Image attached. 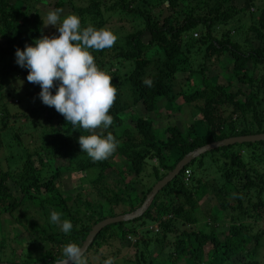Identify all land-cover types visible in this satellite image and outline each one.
I'll return each mask as SVG.
<instances>
[{
	"label": "trees",
	"instance_id": "1",
	"mask_svg": "<svg viewBox=\"0 0 264 264\" xmlns=\"http://www.w3.org/2000/svg\"><path fill=\"white\" fill-rule=\"evenodd\" d=\"M45 1L0 0V59L7 73H16L25 80L28 70L17 65L15 51L31 45L41 34L46 35L43 19L37 15L38 4ZM180 1L57 0V6L66 4L80 17L82 27L91 23L98 29L110 28L118 36L112 48L92 51L97 65L113 77L118 89L109 111L114 123L108 131L119 141L114 153L128 164L120 174L137 177L148 166L146 177L150 181L136 191V204L123 183L125 175L117 179L119 187L106 193L98 185L106 177L104 170L111 167L110 157L93 162L81 151L78 138L88 135L87 132L79 127L73 129L54 107L44 104L31 105L19 113L6 111L0 117V146L2 140L10 145L4 134L20 118L27 120L32 129L40 128L41 134L28 147L21 141L20 130L13 132L11 144L15 148L22 146L23 156L12 168L7 162L6 168L0 167V212L14 217L18 226L23 219L29 224L22 226L24 232L32 229L20 262L14 257H3L1 250L5 245L0 240V262L50 264L61 256L67 243L81 244L98 220L136 209L152 184L184 154L225 137L264 132V0H243L238 7L233 0H192V4H186L183 15L176 13ZM29 9H34L32 15ZM236 15L248 22L245 31L238 33L241 41L231 39L228 31L218 36L212 34L213 27L226 26ZM112 16H116L118 25L109 24ZM144 36L147 41H142ZM248 36L261 45L251 47ZM244 42L248 48L243 47ZM149 48L158 54L152 63L145 55ZM194 51L196 56L199 52L201 60L195 64L191 53ZM223 58L237 82L231 88V83L218 84L206 73L211 59L218 62ZM121 61L132 65L126 76L128 103L122 100V82L109 71L114 62ZM182 68H186L185 85H178L176 74ZM1 78L0 75V90ZM145 78H151V87L143 83ZM26 88L27 100L33 101L40 92L39 85L26 80ZM179 100L192 110V116L199 115L202 133L196 132L193 122L184 131L175 124L164 125L157 131L153 120L131 114L139 103L146 112L159 106L160 110L172 113L181 109ZM122 113L131 117L129 124H124ZM27 137V144H31L32 135L28 133ZM173 151L176 156L170 158ZM204 155H208L209 161H203ZM58 160L65 161L64 167L69 171H95L89 185L102 191V204L91 193L61 196L55 183L61 172L56 165ZM193 162L194 168L190 167ZM50 163L55 168H49ZM185 169L189 171L186 182ZM201 170H206L203 175ZM201 201L204 221L198 227L196 210ZM27 211L42 216L45 225L40 227L28 220L24 215ZM53 211L62 213L61 221H71L73 228L69 234L47 218ZM220 218L224 221L219 222ZM144 220L148 225H143ZM153 225L156 231L148 228ZM44 227L49 229L48 233ZM131 236L133 240L127 238ZM45 242L49 246L42 247L40 244ZM128 246L134 253L128 260L134 264H264V253L259 252L264 246V140L221 146L194 157L157 191L140 216L102 227L86 249L87 264H103ZM151 248H157L153 256ZM33 252L37 254L32 256Z\"/></svg>",
	"mask_w": 264,
	"mask_h": 264
},
{
	"label": "rangeland",
	"instance_id": "2",
	"mask_svg": "<svg viewBox=\"0 0 264 264\" xmlns=\"http://www.w3.org/2000/svg\"><path fill=\"white\" fill-rule=\"evenodd\" d=\"M64 1V0H63ZM57 0H47L45 2H41L38 4V9H37V15L41 19H45L46 13L50 10H54L56 8H61L63 9L62 17L64 15H67L71 12L70 8L66 4H61L60 6L56 5ZM243 0H233V4L236 5L237 7L242 4ZM188 3H193L192 0H181L179 2V6L177 7V14H182L185 11V6ZM254 8V7H253ZM251 9V12L254 13L255 10ZM158 11V9H155ZM34 12V9H29L30 15H32ZM157 13V12H156ZM167 13L165 12L164 9V15ZM112 23H109L110 25H118V22L116 21V16H112ZM242 22V23H241ZM244 23V24H243ZM130 21L127 24V29L130 28ZM242 24V25H241ZM248 22L245 21L243 18L240 19V16L237 17L233 16L226 26L223 25H217L212 28L211 32L213 35L218 36L219 33L222 31H228L229 36L231 39L241 41L242 37H239V32L245 31L247 28ZM44 27V31L46 35H53L56 34L58 35L57 29L51 25ZM228 29V30H227ZM126 30V28H125ZM196 33V32H193ZM193 35V34H192ZM198 36V33L196 34ZM244 36V33H243ZM148 37H143L142 41H147ZM247 41L250 43L251 47H254L255 45H261L260 42H256L253 40L251 36H248ZM31 45L34 46V40L31 42ZM195 47V46H194ZM193 47V48H194ZM245 48H248L247 42H244ZM192 48V50H193ZM193 53L192 57L195 58L193 60V63L195 64L200 60L199 57V52L198 55L196 56V52H191ZM146 57L148 56L150 62L152 63L155 61V58L158 56L156 54L154 48H149V50L146 52ZM199 57V58H198ZM224 57V56H222ZM5 64H3V60L0 59V75H1V81H3L2 85V90H0V117L7 111L9 113H19L22 110H25L27 107H30L31 105H42L43 103L39 99L38 96H35L33 98V101H28L27 96H26V80L24 77H21L20 75H16V73H7L5 69ZM131 63L128 62H114L113 66L109 68V71L113 72L119 80L122 86V100L126 103L129 102V100L126 99V94L129 92L128 88V83L126 82V76L129 74L130 69H131ZM207 75L212 79L213 82H217L218 84L221 85H227L228 83H231L229 88L234 87V85H237V82L235 81L234 77L230 74L229 68L230 64H227L225 58H223L221 61L219 60L218 62H215V59H211L208 64H207ZM186 68H182L178 71L176 74V79L178 80V85H185L184 79L186 76ZM199 78V76H198ZM22 82V83H21ZM53 94L55 93V88L52 89ZM180 103H178L181 106V109H175L173 110L174 112L169 113L166 111V109L160 110L159 106L156 107L157 110L155 109L152 112H146L142 109L140 106V103L137 104V106L134 107L133 110H131V114L134 115H141L145 118H149L150 120H153V126L155 130L161 129L164 125L167 124H175L181 131H184L186 126L193 122L195 124V129L196 132L202 133L203 132V126L202 122L199 119V115L196 114V116H192V110L185 104L179 100ZM162 101H159V104ZM172 106L174 105V101L170 102ZM173 109V107H171ZM129 111V109H128ZM122 117H124V124H129L131 122V117L126 114V116L121 114ZM34 120H40L39 118H36L35 116L32 117ZM18 131L19 135L21 136V141L23 142V145L30 147L35 143V140L39 138V135L41 134V129H32L31 124L27 122V120H23V118H20L16 120L13 124L12 127H9V129L5 132L4 136L10 140V145H6V143L2 140L1 146H0V167L1 168H6V162L8 165L12 168L14 167V164H17L20 162V157L23 156V147L21 148L17 147L15 148L13 144L12 139V133ZM30 133L32 135V142L31 144H27V134ZM18 149V150H16ZM13 156H11L10 153H14ZM176 152H171L170 153V158L175 157ZM13 160V162H11ZM109 161L111 163V167L104 170V177L102 181L100 182L101 185L99 184L98 186H101L102 189L107 190L106 193L108 192L109 189L114 190L116 187H119L116 182L117 179L120 177H123V183L127 185V190L130 191L131 195V201L133 204L137 203V197H136V191L140 189L142 186H146L149 184L148 182L150 181V178H147L146 174H148V166L147 169L144 171V173H141L139 176L134 177L132 174H120L121 171H125L128 164L126 163V160L120 156L118 153H113ZM203 161H209L208 155H204ZM65 161L63 160H58L57 164L58 167H60V175L55 179L56 183V190L61 196H74L78 193L81 195L84 193H91L95 197V201H97L99 204L101 203V192H99L98 188H95L92 185H89L90 181L94 178L95 176V171L89 169L87 171H82V172H75V171H69L66 167H64ZM196 163H192L190 167L194 168ZM51 163L49 164V168H55ZM8 166V167H9ZM48 168V167H47ZM206 170H201V175L205 173ZM198 172V171H197ZM204 172V173H203ZM208 172V171H207ZM100 189V187H99ZM102 204V203H101ZM204 203L201 201L199 204V208L196 210V216L198 217V223L196 226L201 227V222L204 221V216L201 212V208ZM103 208L106 205H102ZM118 209L115 208V211ZM24 215L27 216L28 220H33L36 222L40 227L45 225V222L42 220V216H33V211H27ZM6 215L2 212H0V240L3 239V243L5 247L1 250L2 255L4 258H12L14 257L17 262H20L23 259L24 256V251L28 243V238L32 234V229H29L28 231H23L22 226L27 227L29 224L25 223V221L22 219L20 220L22 225L18 226L16 224V221L14 222L12 216L10 217H5ZM14 216V215H13ZM16 217V216H15ZM50 217V214H48L47 218ZM19 219V217H17ZM224 219L220 218L219 222H223ZM143 225H148V221L144 220ZM46 233L49 232V229L44 227L43 228ZM151 234V232L149 231ZM130 240H133L132 236L127 237ZM125 244V242H123ZM43 246H49L48 242H45L43 244H40ZM139 248L142 249V246H139ZM150 255H154L155 252H157V248H154V250L151 248L150 249ZM39 251L36 249V252ZM33 252L32 256L36 255L37 253ZM260 253H264V246L259 250ZM133 248L128 246V248H122V250L119 252V254L116 257L111 258L113 260V264H134L132 261H129V258H132L133 256ZM107 255L110 256V252H107ZM92 260V256L90 257ZM95 261V260H92Z\"/></svg>",
	"mask_w": 264,
	"mask_h": 264
},
{
	"label": "clouds",
	"instance_id": "3",
	"mask_svg": "<svg viewBox=\"0 0 264 264\" xmlns=\"http://www.w3.org/2000/svg\"><path fill=\"white\" fill-rule=\"evenodd\" d=\"M62 13L61 8L50 10L43 20L44 26L55 27L58 35L41 34L34 40V46L26 44L23 50L17 48L16 63L28 70L29 83L39 85L38 96L44 105L54 107L73 129L79 127L88 133L78 138L81 151L93 162L104 161L119 144L108 131L114 123L109 111L118 89L113 77L97 65L92 51L112 48L118 36L107 27L98 29L91 23L82 27L77 14L62 17ZM143 83L148 87L153 85L151 78H145ZM61 215L53 211L50 221L69 234L73 225L70 220L61 221ZM85 254L82 245L69 242L55 264H87ZM103 264H113V260L106 259Z\"/></svg>",
	"mask_w": 264,
	"mask_h": 264
},
{
	"label": "water",
	"instance_id": "4",
	"mask_svg": "<svg viewBox=\"0 0 264 264\" xmlns=\"http://www.w3.org/2000/svg\"><path fill=\"white\" fill-rule=\"evenodd\" d=\"M260 140H264V132L225 137L220 140H216V141L203 144L189 151L188 153L184 154L174 164L171 170L166 172L164 176H162L160 179H158L155 183L152 184L149 191L145 194L142 202L136 209H134L133 211L127 212V213L117 214L114 216H109V217H105L103 219L98 220L88 230L87 234L85 235L80 245H82V248L87 249V247L90 245V243L92 242L93 238L98 233V231L102 227L106 226L107 224L127 221V220L140 216L146 209L150 200L157 193V191L160 190L166 183H168L174 176H176L183 166L188 164L192 159H194V157L198 156L199 154H202L203 152H206V151H209L211 149L218 148L221 146H227V145H231L235 143L240 144L244 142H255V141H260ZM0 264H8V263L0 262ZM50 264H55V261Z\"/></svg>",
	"mask_w": 264,
	"mask_h": 264
},
{
	"label": "built area",
	"instance_id": "5",
	"mask_svg": "<svg viewBox=\"0 0 264 264\" xmlns=\"http://www.w3.org/2000/svg\"><path fill=\"white\" fill-rule=\"evenodd\" d=\"M188 178H189V171H188V169H185V170L183 171V180L186 182V181L188 180ZM148 228H149V229H150V228H153V230L156 231V226H155V225H153V226H148Z\"/></svg>",
	"mask_w": 264,
	"mask_h": 264
}]
</instances>
